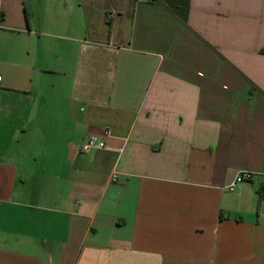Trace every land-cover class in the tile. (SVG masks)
Here are the masks:
<instances>
[{
  "label": "crops",
  "instance_id": "obj_1",
  "mask_svg": "<svg viewBox=\"0 0 264 264\" xmlns=\"http://www.w3.org/2000/svg\"><path fill=\"white\" fill-rule=\"evenodd\" d=\"M0 264H264V0H0Z\"/></svg>",
  "mask_w": 264,
  "mask_h": 264
},
{
  "label": "built area",
  "instance_id": "obj_2",
  "mask_svg": "<svg viewBox=\"0 0 264 264\" xmlns=\"http://www.w3.org/2000/svg\"><path fill=\"white\" fill-rule=\"evenodd\" d=\"M105 133L108 134V131H106ZM79 147H80V152L82 154H89L95 150L105 149L106 145L102 139H99L98 137L95 136H91V137H87L85 139V142L79 145ZM117 178L118 175L114 174L112 180L116 182ZM253 178H254V174L252 172L245 170L240 171L236 175L234 181L227 187V189L230 192H233L239 184H242L244 182H250L253 180Z\"/></svg>",
  "mask_w": 264,
  "mask_h": 264
}]
</instances>
